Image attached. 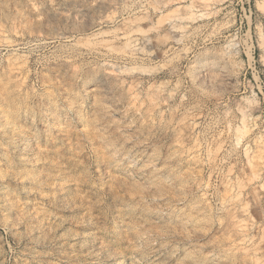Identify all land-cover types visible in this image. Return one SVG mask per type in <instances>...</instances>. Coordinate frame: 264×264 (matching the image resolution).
<instances>
[{
  "label": "rangeland",
  "instance_id": "1",
  "mask_svg": "<svg viewBox=\"0 0 264 264\" xmlns=\"http://www.w3.org/2000/svg\"><path fill=\"white\" fill-rule=\"evenodd\" d=\"M0 264H264V0H0Z\"/></svg>",
  "mask_w": 264,
  "mask_h": 264
},
{
  "label": "bare ground",
  "instance_id": "2",
  "mask_svg": "<svg viewBox=\"0 0 264 264\" xmlns=\"http://www.w3.org/2000/svg\"><path fill=\"white\" fill-rule=\"evenodd\" d=\"M113 2V1H112ZM154 6V5H153ZM150 27V26H149ZM181 29V28H180ZM135 31V30H134ZM148 31V30H147ZM136 32H138V31H136ZM144 33V32H143ZM141 34V33H140ZM142 35V34H141ZM83 44V43H82ZM134 44H135V42H134ZM104 93V92H103Z\"/></svg>",
  "mask_w": 264,
  "mask_h": 264
}]
</instances>
